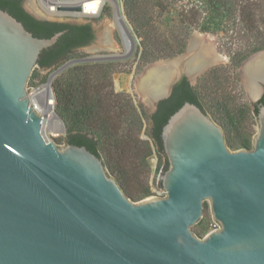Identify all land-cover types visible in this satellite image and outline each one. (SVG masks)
<instances>
[{"label":"water","instance_id":"1","mask_svg":"<svg viewBox=\"0 0 264 264\" xmlns=\"http://www.w3.org/2000/svg\"><path fill=\"white\" fill-rule=\"evenodd\" d=\"M23 5L39 20L91 24L94 40L74 52L119 53L111 20L48 16L35 0ZM62 34L34 37L0 9V264H264V105L252 148L231 151L209 115L185 102L161 130L168 168L157 186L165 196L132 202L84 146L47 140L31 106L32 71ZM207 36L193 33L184 54L135 78L148 116L182 75L194 85L226 62ZM239 73L252 106L256 85L264 86V57H250ZM205 201L219 228L199 238L191 228Z\"/></svg>","mask_w":264,"mask_h":264},{"label":"trees","instance_id":"2","mask_svg":"<svg viewBox=\"0 0 264 264\" xmlns=\"http://www.w3.org/2000/svg\"><path fill=\"white\" fill-rule=\"evenodd\" d=\"M23 1L0 0V9L21 22L34 37L50 38L63 32L52 47L41 53L36 63L39 69H50L69 60L76 48L91 40L89 23L38 20L23 9ZM122 11L132 35L138 40V73L156 62L184 54L195 32L225 39L223 48L229 59L228 65L206 71L195 86L183 78L170 96L158 103L151 116H147L130 95L114 91L112 77L116 66L113 62L78 64L52 80L54 110L66 132L64 144L84 146L96 155L124 195L132 202H138L151 195L150 188L146 186L140 192L130 194L126 189L129 180L124 165L118 162L116 167L110 152L120 148L123 151L125 147L138 150L142 143L146 147L144 160H147L153 150L150 142L139 139L144 121L148 122L144 132L160 159L165 157L162 127L185 102L195 104L210 115L222 129L229 150L252 148L253 133L248 123L256 119L259 106H235L211 98V95L220 90L226 75L238 80L240 66L256 53L264 52V0H122ZM35 77L34 71L28 85ZM212 90L215 93L212 94ZM160 164L159 160L156 168L163 174L168 168L167 159ZM158 185L161 187V181ZM207 207L205 202L204 208ZM207 223L202 216L191 231L201 238L210 230Z\"/></svg>","mask_w":264,"mask_h":264},{"label":"rangeland","instance_id":"3","mask_svg":"<svg viewBox=\"0 0 264 264\" xmlns=\"http://www.w3.org/2000/svg\"><path fill=\"white\" fill-rule=\"evenodd\" d=\"M121 15L123 16V20L129 30L131 40H132V47L127 55H124L125 49L123 46L122 38L120 36L119 31L116 29L114 25L113 16L109 15L106 17L105 15H102L101 18L108 19L113 22L116 35L118 38V43H119V53L74 52L72 58H70L69 60L63 61L57 66L51 67L44 73H41L40 69L37 66L32 71V72L35 71L36 77L33 80V82L31 81L29 85L27 84V95L31 96V95H34L35 92L43 90L45 87L49 88V91L51 92V95H52V104H51L52 111L57 117V119L55 120L54 128H52L51 130L49 129V127L46 128V131L44 134L47 140L54 141V143L57 146L65 145L63 139L65 138L66 132H65V127H64L63 122L57 116L54 110L55 98H54L53 90L51 87V82L58 74L68 70L69 68L75 65L113 62L116 66V72L113 74V77H112L114 91L118 93H125V94L130 95L134 103L137 106L142 107L144 113L147 115V112L144 108L143 103L138 100L139 97L135 91V86H134L135 78L141 75L146 67L143 68L139 73L136 72L137 56H138L137 54L138 40L135 38V36L132 35L131 29L123 15L122 10H121ZM207 39L217 40L215 51L218 55L225 56L227 60L224 63L216 64L206 69L200 76L196 77L197 81L192 86H195L197 82L199 81L200 77L209 69L214 68V67L226 66L229 64L228 56L225 54L224 48H223L225 39H221L218 35H208ZM106 55L107 57H104ZM45 78H46V81L43 82V79ZM222 82L223 83L220 87V90H218L216 94H213V92L215 93V91L213 90L211 91L213 94L211 95V98L212 97L216 98L220 100V102L228 101L230 104L235 105V106H241L242 104L250 105L245 89L241 83L240 73H239L238 80H236L232 75L228 74L225 76ZM44 99L45 97H41V96L38 97L39 102H44ZM248 125H249V130L253 133V136H254L257 133L255 119L253 118L252 120H249ZM146 127H148V122L144 121L143 131L139 139L141 141L150 142L153 153L151 156L147 158V160L146 159L144 160V154L146 152V147L142 143L139 145L138 150L132 147H125L123 151L120 148L118 150H114L113 152H110L111 154L110 157L112 159V162L115 161L116 167H117L118 162L124 165V168H125L126 173L128 174V180H129L128 186H126V189L130 194H136L140 192L141 190L145 189L146 186H148L151 191H153L154 189H158L157 180H158V176L161 170H158L156 166L159 164V160L161 163L160 165H163L164 159L163 157L160 159L159 156L155 154V151H154L155 148L151 144V141L148 138L147 134L144 132ZM205 202L207 203L208 207L207 208L203 207L202 216H204V220L208 221L207 224L209 226V229L211 230L214 223L211 218L209 202L208 201H205Z\"/></svg>","mask_w":264,"mask_h":264},{"label":"built area","instance_id":"4","mask_svg":"<svg viewBox=\"0 0 264 264\" xmlns=\"http://www.w3.org/2000/svg\"><path fill=\"white\" fill-rule=\"evenodd\" d=\"M35 2L40 11L48 16L76 18H99L102 15L106 17L112 15L114 18L115 14L122 16V0H35ZM31 96H28L30 100ZM30 102L34 110L40 114L37 109V103L34 101ZM164 196L165 192L158 187V189L151 191V195L147 198H161ZM213 223L210 231L219 228L214 221Z\"/></svg>","mask_w":264,"mask_h":264},{"label":"bare ground","instance_id":"5","mask_svg":"<svg viewBox=\"0 0 264 264\" xmlns=\"http://www.w3.org/2000/svg\"><path fill=\"white\" fill-rule=\"evenodd\" d=\"M113 21H114V25L116 29L119 31L120 36L122 38L123 46L125 49L124 55H127L132 47V40H131L129 30L122 16L115 14ZM39 96L45 97L44 102L38 101ZM30 101L38 102L37 109L40 112L41 116L43 117V124H42L43 133H45L46 128L48 127L50 130L54 128L55 120L57 119V117L53 113L52 106L50 105L52 103V99H51L49 88L45 87L43 90L35 92V94L31 96Z\"/></svg>","mask_w":264,"mask_h":264},{"label":"flooded vegetation","instance_id":"6","mask_svg":"<svg viewBox=\"0 0 264 264\" xmlns=\"http://www.w3.org/2000/svg\"><path fill=\"white\" fill-rule=\"evenodd\" d=\"M22 7H23V9L25 10V11H27L26 9H25V7H24V5H23V3H22ZM29 13V12H28ZM30 14V13H29ZM32 17H34L35 19H38L39 20V16L37 17V15H34V14H30ZM90 26H91V24H90ZM91 31H92V38H91V40L88 42V44L92 41V40H94V38H95V33H94V30H93V28H92V26H91ZM88 44H86V45H84V46H80V47H78V48H76V50L77 49H79V48H82V47H85V46H87ZM256 54H259V56H263L264 57V53H261V52H259V53H256ZM255 54V55H256ZM254 56V55H253ZM248 60V59H247ZM246 60V61H247ZM245 61V62H246ZM244 62V63H245ZM243 65V64H242ZM241 65V66H242ZM241 66H240V68H241ZM185 79L187 82H189V80H188V78L185 76V75H182L181 77H180V79L173 85V87H172V91H173V88L175 87V85H177L182 79ZM190 83V82H189ZM260 87H261V85L258 83L257 85H256V89H257V91H258V96H257V99L253 102V104H256V105H258V106H261V104L263 103V101H264V86H262V88L260 89ZM172 91H171V93H172ZM158 105V104H157ZM157 109V108H156ZM156 111V110H155Z\"/></svg>","mask_w":264,"mask_h":264}]
</instances>
